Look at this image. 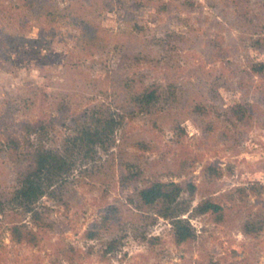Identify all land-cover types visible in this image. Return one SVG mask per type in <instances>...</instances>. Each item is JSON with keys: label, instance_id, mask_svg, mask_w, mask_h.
Masks as SVG:
<instances>
[{"label": "rangeland", "instance_id": "1", "mask_svg": "<svg viewBox=\"0 0 264 264\" xmlns=\"http://www.w3.org/2000/svg\"><path fill=\"white\" fill-rule=\"evenodd\" d=\"M34 1L0 0V187L15 182L10 138L23 123L44 118L46 135L29 138L61 149L92 109L121 121L36 203L42 225L22 208L0 213V264H264V71L252 69L264 63V0ZM151 85L158 101L134 107ZM153 180L184 186L189 241L136 205ZM205 199L221 218L195 211ZM110 207V228L87 237ZM11 220L37 243L13 241Z\"/></svg>", "mask_w": 264, "mask_h": 264}, {"label": "trees", "instance_id": "2", "mask_svg": "<svg viewBox=\"0 0 264 264\" xmlns=\"http://www.w3.org/2000/svg\"><path fill=\"white\" fill-rule=\"evenodd\" d=\"M30 10H34L37 3L34 0H23ZM55 11L57 12L56 8ZM54 13L48 16H54ZM53 19V18H52ZM82 38L93 40L92 29H83ZM254 72L263 73L264 63L252 67ZM161 95L158 86L144 87L140 92L131 97L134 107L142 110L150 109ZM236 110H234L235 112ZM130 112V111H129ZM120 114L114 111H105L100 108L92 109L84 115V119L74 129V134L65 138L61 149L46 147L41 141L33 142L29 137L32 134L39 136L40 140L46 135L47 123L44 118L28 121L22 124L23 136L10 138L14 147V160L17 163V172L13 186L8 189L0 187V213H5L9 208H22L33 214L34 223L42 225L40 216L36 211V203L45 195L53 192V189L72 170L75 157L87 155L96 147L107 144L121 121ZM190 193L194 191V185L188 184ZM184 186L174 181L153 180L138 188L134 192L136 205L139 208L154 207L158 214L170 218L174 227V241L181 244L193 238L194 234L189 223L179 217L178 198ZM195 211L198 214L213 213L221 218V205L210 199L198 203ZM111 207L107 209L100 224L92 225L86 231V236L93 238L99 229L107 231L111 226ZM11 239L15 242L36 244L38 241L37 230L28 227L24 223L11 220L7 223Z\"/></svg>", "mask_w": 264, "mask_h": 264}]
</instances>
